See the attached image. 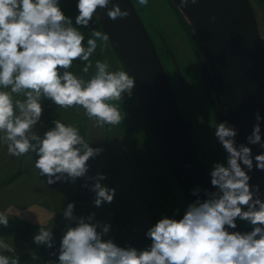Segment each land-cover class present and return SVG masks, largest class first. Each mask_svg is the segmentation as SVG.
I'll list each match as a JSON object with an SVG mask.
<instances>
[{
  "label": "clouds",
  "instance_id": "9594fccd",
  "mask_svg": "<svg viewBox=\"0 0 264 264\" xmlns=\"http://www.w3.org/2000/svg\"><path fill=\"white\" fill-rule=\"evenodd\" d=\"M109 3L78 0L75 24L87 27L98 9H107L113 21L129 16L119 4L108 8ZM147 3L139 0L140 5ZM181 3L187 6L189 0ZM92 36L85 45L84 35L64 15L58 0H0V139L11 156L35 154V168L48 178V184L84 177L87 162L102 149L91 147L78 128L59 120L41 138L33 130L43 113L41 98L60 108L82 107L96 126H115L124 116L111 101H121L124 94L131 96L135 87L134 77L123 70L109 71L107 61H96L95 74L87 81L68 71L75 60L88 62L84 73L92 67L90 57L97 40L105 44L109 40L107 34L96 30ZM20 95L25 98H14ZM255 119L247 143L239 145L234 125L226 120L217 124L214 134L227 157L226 164L217 162L210 171V183L216 191L205 190L206 199H200V189H194L192 195L197 199L187 206L182 218L164 216L148 229L151 245L144 250L103 240L109 226L97 231L98 224L74 217V203H69L64 217L77 223L62 237L59 264H264V199L260 198L259 185H250L248 174L254 161L255 168L264 171V153L253 157L247 146L264 148L260 126L264 118L257 112ZM104 179L103 174H97L92 185L96 207L111 203L115 195L114 189L102 186ZM237 219L247 221L252 231L230 232L237 228ZM8 223L7 215L0 213V225L7 227ZM33 239L37 245L53 246L51 230L40 228ZM0 249L14 252L2 240ZM0 264H18V259L0 254Z\"/></svg>",
  "mask_w": 264,
  "mask_h": 264
},
{
  "label": "rangeland",
  "instance_id": "374dc122",
  "mask_svg": "<svg viewBox=\"0 0 264 264\" xmlns=\"http://www.w3.org/2000/svg\"><path fill=\"white\" fill-rule=\"evenodd\" d=\"M58 2L64 15L72 20L73 26L82 32L86 41L94 38L93 30L102 32L95 16L87 27L75 24L78 0ZM250 3L264 41V0H250ZM145 6V13L153 17L154 24H151L160 30L167 43V48L164 49L162 43L156 39L159 50L163 51L161 61L179 108L188 120L194 143L210 175L215 163L226 164L227 154H223L222 145L214 134L217 126V107L211 99L209 87L196 60L197 44L188 25L169 1L148 0ZM168 53L173 56L179 68L183 84L177 77ZM90 61L92 67L87 73L82 69L88 62L82 60L73 61L68 71L87 81L95 74L96 61H107L110 65L109 71L123 70L108 42L105 44L97 40V48ZM14 98L23 100L25 97L20 95ZM41 103L43 113L40 121L34 126L37 133H43L41 138L46 131L54 127L53 122L59 120L78 128L91 147L100 148L102 151L89 159L88 172L75 182L62 179L49 187H35V201L27 205V210L15 212L22 219L15 221L28 223L39 229L57 230L63 237L67 229L75 227L77 223L76 220L66 219L63 214L67 205L74 203V217L98 224L97 231L102 232L104 225L109 226L108 233L102 236L103 240L111 239L117 246L126 248L130 238H134L139 251L150 247L151 240L146 236V232L159 219L164 216L182 218L188 204L163 164L134 91L131 96L124 94L121 101H111L119 107L124 116L122 122L115 126H96L95 121L86 116L82 107L60 108L50 99L43 97ZM35 159V154L28 153V164L35 163ZM17 160L18 157L14 162ZM97 174L106 177L100 181L102 186L115 190L112 202H104L100 207L95 206L96 193L92 191ZM89 216L93 217L91 221L87 219ZM236 224L239 230L252 226L240 219L236 220ZM0 240L14 248V252L0 249V254L17 258L18 264H47L43 253L31 244L10 236H0Z\"/></svg>",
  "mask_w": 264,
  "mask_h": 264
},
{
  "label": "water",
  "instance_id": "95a60500",
  "mask_svg": "<svg viewBox=\"0 0 264 264\" xmlns=\"http://www.w3.org/2000/svg\"><path fill=\"white\" fill-rule=\"evenodd\" d=\"M168 1L194 37L198 64L221 121L236 127L237 145L246 144L256 123L255 113L264 118V41L250 0H196L194 4L189 0L187 6L181 0ZM113 4L128 10L129 16L113 21L107 9H98L95 17L102 32L109 36L108 44L123 70L135 78L133 91L163 164L188 205L197 199L192 195L194 189H200L199 198L206 199L204 191L216 189L210 183L156 47L131 0H110L108 8ZM170 58L183 84L173 56ZM260 126L264 139V119ZM247 146L253 157L264 153L259 145ZM248 174L250 185H259L260 198L264 199V171L257 170L254 161ZM229 231L246 233L252 231V226ZM128 247L137 249L133 238Z\"/></svg>",
  "mask_w": 264,
  "mask_h": 264
},
{
  "label": "crops",
  "instance_id": "0c3cea01",
  "mask_svg": "<svg viewBox=\"0 0 264 264\" xmlns=\"http://www.w3.org/2000/svg\"><path fill=\"white\" fill-rule=\"evenodd\" d=\"M37 134L41 136L43 133ZM2 136L3 133H0V137ZM15 158L8 154L7 145L0 139V213L7 215L9 220H22L15 212L27 210V205L35 201V187L52 185L47 183L46 176L39 175L35 163L28 164V154L19 156L16 162ZM12 176L14 178L7 182ZM41 194H44L43 190Z\"/></svg>",
  "mask_w": 264,
  "mask_h": 264
},
{
  "label": "trees",
  "instance_id": "16d2710c",
  "mask_svg": "<svg viewBox=\"0 0 264 264\" xmlns=\"http://www.w3.org/2000/svg\"><path fill=\"white\" fill-rule=\"evenodd\" d=\"M78 73H79V71H78ZM211 99L214 100L212 95H211ZM216 112L218 115V117H217V124H218L219 122H221V119H220V116H219V113L217 110H216ZM222 152H223V154L226 155V152L223 149V147H222ZM13 178H14V176H12L10 179H8L7 182L11 181ZM39 230L40 229L37 228L36 226H32L28 223L21 222V221H15V220H9L7 227L0 225V236H5V237L10 236V237H13L16 239H20L24 242H27L44 254V256L47 260V264H59L58 256H59V249H60V244H61V240H62V236H61L60 232L57 230H51V232L53 234V242H52L53 246L51 248H49L46 245H37L34 242L33 238L35 235L38 234Z\"/></svg>",
  "mask_w": 264,
  "mask_h": 264
},
{
  "label": "flooded vegetation",
  "instance_id": "af4514ba",
  "mask_svg": "<svg viewBox=\"0 0 264 264\" xmlns=\"http://www.w3.org/2000/svg\"><path fill=\"white\" fill-rule=\"evenodd\" d=\"M168 1V0H167ZM133 6L135 7L141 21L143 22L146 30L148 31L155 47H156V50L158 52V55L160 57V60H163V55L161 52H163L162 50H159V46L157 45L156 43V39H158L161 43H162V46L164 47V49L167 48V43L166 41L164 40L163 38V35L161 34L160 30L156 27V26H153L151 24V22L154 24V20H153V17L147 13H145V11L147 10L146 9V6L145 5H140L139 4V1L138 0H131ZM148 12V11H147ZM176 16L178 15L176 12H175ZM186 29V28H185ZM85 45L87 44V41L85 40L84 41ZM196 54V53H195ZM168 56H169V59H170V56H172L170 53H168ZM196 60H197V57H196ZM171 61V59H170ZM162 62V61H161ZM197 63H198V60H197ZM163 64V63H162ZM185 88V87H184ZM185 118V117H184ZM188 126L190 127L189 123H188V120L185 118ZM194 137V136H193ZM112 159V158H111ZM112 161V160H111ZM111 161L109 163H111ZM251 227V226H250ZM134 239V238H133ZM135 241V240H134ZM136 244V243H135Z\"/></svg>",
  "mask_w": 264,
  "mask_h": 264
}]
</instances>
